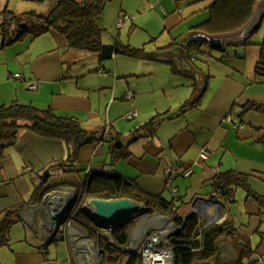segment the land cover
<instances>
[{
	"label": "crops",
	"instance_id": "1",
	"mask_svg": "<svg viewBox=\"0 0 264 264\" xmlns=\"http://www.w3.org/2000/svg\"><path fill=\"white\" fill-rule=\"evenodd\" d=\"M143 1V11L153 14L152 19L155 16L162 21L165 31L180 33L177 40L197 30L209 19L211 2L208 0ZM2 24L0 107L18 102L39 110H53L59 116L78 119L90 132L107 127L109 134L124 137L156 116L170 113L175 118L162 122L154 138L131 143L132 156L127 161L117 163L115 172L136 182L147 193L163 197L171 190L172 179L176 175L177 179L182 178L184 181H178V193L173 198L190 203V207L198 198L213 199L214 178L223 173L250 175L248 182L251 189L264 197V146L259 143L264 136V114L246 112L244 109L249 103L264 106V74L258 75L256 72L263 52L264 33L256 42L249 41L248 46L231 47L235 49L233 51H228L227 47L221 52H213L211 58L196 59L197 68L204 75L203 86L205 78L209 77L208 87L197 108L177 117L183 104L196 95L194 85L183 81H144L141 80L144 74L133 70L140 68V65L133 63L136 61L160 62L125 56L126 59L116 56L112 62L100 61L97 57L70 50L67 40L54 31L35 38L37 26L26 28L31 32L20 41L8 45L5 36L9 35L3 33ZM132 25L134 30L135 24ZM123 34L124 31L119 39ZM170 70L174 76L187 79L174 73L172 66ZM16 74L22 75L25 81L15 79ZM33 82L38 83L37 90L28 89V85ZM129 92L134 94L131 100L126 99ZM153 93L150 102L148 97ZM134 111H137V116L128 119ZM228 117L233 118L237 126L228 122ZM204 149L212 152L208 160L202 159ZM67 157L68 149L64 143L22 131L16 145L0 153V218L5 211L29 203L35 189L40 187L45 172ZM108 160L107 144L95 143L82 149L78 167L82 172L102 170ZM189 169L193 173L183 177ZM83 177L53 170L47 186L66 183L70 186L64 187L76 189L82 184ZM216 201L220 202L219 207L224 211L223 218L224 215L227 217L225 221H230L238 230L237 234L225 239L237 243L241 252L247 245L255 247V233L258 229L263 230L264 226V218L261 217L264 214L256 202L249 199L245 201V219L238 225L233 215L228 216L230 203L222 199ZM198 205L201 207L199 211L196 208L195 215L198 214L199 218L207 217L203 209L210 214L217 212L214 207ZM34 216L29 213L27 217L32 221L33 233L21 219L13 226L9 245L0 247V264H75L74 247L77 248V245L74 239L79 249L84 248L80 234H75L71 239L66 235L64 238L57 237V242L52 241L44 247L42 224L39 216ZM156 218L154 215L145 218L150 223L149 228H156L159 220ZM260 240L263 253L264 236ZM52 246H56V251L64 256V261L51 258ZM260 259L264 260L262 254Z\"/></svg>",
	"mask_w": 264,
	"mask_h": 264
},
{
	"label": "trees",
	"instance_id": "2",
	"mask_svg": "<svg viewBox=\"0 0 264 264\" xmlns=\"http://www.w3.org/2000/svg\"><path fill=\"white\" fill-rule=\"evenodd\" d=\"M110 1L42 0L41 2L49 4L50 11L43 16L31 13V16L41 21V25L34 30L36 32L35 38L54 31L67 40L70 50L97 57L100 61L111 60L121 55L136 60L168 64L172 66L174 73L192 78L195 81L196 95L183 104L177 117L197 108L207 90L209 77L205 78V85L199 88L192 74L182 72L172 62H162L156 56L161 51L173 48L177 41L155 53L149 51L146 47L141 49L132 48L119 40L112 44L103 42V34L106 29L100 26V22ZM208 1L211 2V7L208 9L209 19L197 27V30L217 35L233 32L243 27L251 18L253 8L259 0ZM13 16L14 19H17L16 15ZM7 20L8 18L5 19L1 28L3 33L8 35L10 29L7 27ZM30 32L24 29L14 39H10L9 36H5V39L8 45H12ZM249 44L248 42L246 45ZM223 49L225 48L210 47L205 43L196 42L189 46L188 52L190 60L195 64L196 59L202 60L201 57L211 58L213 52H221ZM256 72L258 75L264 74V47ZM244 109L246 112L254 111L264 114V106L258 103L246 104ZM174 118L170 113L160 114L129 136L124 137L120 134H109L107 127L101 131L90 132L82 126L78 119L59 116L53 110H39L32 105H24L18 102L0 107L1 154L16 145L22 131H29L49 140L60 141L68 149L67 159L50 167L41 177L42 183L40 187L35 189L29 203L7 210L2 214L0 218V247L9 245L10 231L20 221L19 214L21 211L27 206L40 205L47 193L60 187L70 186L66 183H60L54 187L47 186L49 179L53 176V170H58L64 174L84 176L82 184L75 187L78 195L72 211V215H76L80 224L87 226L88 222L91 221L83 211L87 199L116 200L128 198L144 206L151 216L159 215L169 218L176 229L180 230L168 243H162L161 245V248L172 249L174 264H245L243 259L245 257L250 258L254 252L250 245L243 248L236 259L224 262L221 258L222 243L225 238L238 232L230 221L226 220L221 225H216L214 228L199 233V218L195 217L187 222L185 221L184 212L190 207V203H183L181 199L176 197L170 201L161 195L149 194L141 189L136 182L123 177L114 170L117 163L127 161L132 156L131 143L141 139L154 138L160 124ZM95 143L107 144L109 160L102 170L82 172L78 167L80 153L83 148ZM259 143L264 146V136L259 140ZM249 178L250 175L239 173L217 174L213 182L215 191L212 198L215 200L222 199L230 204L234 203L235 192L240 188L246 192L247 198L256 202L264 214V197L251 189L248 182ZM134 229L135 220L132 218L119 224L113 231L116 246L101 239L102 247L106 249L103 254V264H145L142 255L129 249ZM57 237L53 242H57ZM60 237L64 238L65 236L62 234ZM263 263L264 260H257L250 264Z\"/></svg>",
	"mask_w": 264,
	"mask_h": 264
},
{
	"label": "rangeland",
	"instance_id": "3",
	"mask_svg": "<svg viewBox=\"0 0 264 264\" xmlns=\"http://www.w3.org/2000/svg\"><path fill=\"white\" fill-rule=\"evenodd\" d=\"M48 8H49V4L47 2L46 3L41 2L40 0H0V23H4L5 19L8 18V20L6 21L7 27L10 29L8 35L10 39H14L15 37L19 36L23 32L24 29L28 27H32V26H40L41 21L31 16V13H37L43 16L48 13ZM138 10H139V13L142 15L137 13ZM143 10H145V3L143 0H111L105 9L102 21L100 22V26L106 29V32L103 34V42L105 44L114 43L116 40H118L121 37L122 32L124 31L122 38L119 39L121 40V42H123L126 45L129 44L135 48H141L143 46H146V48L149 51L155 53L159 49L168 47L170 44L174 42V40H177L180 34L179 32L174 31L172 32V34H170L169 31H165L164 30L165 26L163 25L162 21H159L158 19H156L155 16L152 19L153 14L149 15L145 13ZM13 15H16L17 19H14ZM125 16H129L131 21L130 22L125 21L126 23L124 24V29L121 31L120 28H118V25L121 24V22H123ZM132 23L135 24L134 30H132L133 29ZM262 33H264V24L261 30L256 35H254V37L250 40V42L252 43V42H256L257 40H259L260 39L259 37H261ZM27 39H29V37H27ZM233 50L235 49L228 47V51H233ZM118 56L120 59L121 58L126 59L121 55H118ZM112 61H115V60L114 59L109 60L108 62H112ZM127 61H132V60H127ZM133 63H135V65L137 64L140 65L139 70L136 68L135 69L133 68V70H136L138 74H144V77H141V80L144 79V81L149 80L153 82H158V80L160 82L169 81L170 83H173V81H183V82H187L191 86L195 85V81L192 78L185 79L179 76H174L170 70L171 66H167V64L145 63L141 61H136ZM130 65H133V64H130ZM147 67H151L152 69L148 70ZM153 96H154V93L149 95L148 100L150 102L152 101L151 98ZM171 168L173 169L174 167H171ZM172 180L174 182L171 184L172 186L171 190H175V189L178 190L177 187L179 188V182L184 181L182 178L177 179L176 175L173 176ZM171 190L167 191L164 196L165 199L170 200V201L173 199V195H174L173 191L171 192ZM183 195H184V192L181 194V196ZM248 199L249 198H247L246 192L243 189L238 188L235 192L236 202L229 205V208H228L229 215L228 216L231 217V215H233L238 225H241L245 219L243 215L244 209H245L244 204H245V201ZM249 200H253V199H249ZM143 211L144 212H142L140 215L133 218L135 220V229L132 234V241H131L129 249H131V247L134 245L135 234L141 227L140 220L148 218V216H151L144 206H143ZM188 211H189V208L184 212L185 216H187ZM196 215L195 216L198 217V214ZM261 217L264 218V215H261ZM226 218H227L226 215H224L223 221H225ZM188 220L189 219H186L185 221L187 222ZM208 220H209L208 217L199 218V223H200L199 233L203 231L202 227L207 224ZM160 221L158 220V222ZM221 224L222 222L219 221L216 225H221ZM263 225L264 223L262 224V226ZM88 226H90L92 229H96L95 222L92 220L88 222ZM172 226L175 229L174 232L171 233L170 235L165 236V240L163 241V243H168L170 239L179 232L173 224ZM215 226L210 225L209 228L204 229V230L214 228ZM92 229H89V233H88L91 237L90 241L83 242L84 255L86 256L88 261H90L91 263H93L94 260L98 257L99 261L97 264H103V259H104L103 254L106 249L102 247V242H101V239L99 240L97 232ZM101 230H103V227H101V229L99 228L97 231L100 232ZM62 234H64V236L66 235L65 227H62L60 229V232L58 234L59 237ZM263 234H264V226H263V230L258 229L257 232L255 233V236L257 237V243L255 247L251 246L252 250L254 251L251 254V257L248 259L245 257L243 259V262L245 264H250L251 262H254L257 260L261 261L262 260L260 259L261 254L264 257V252L263 253L261 252L262 248L260 247L261 244L259 243L261 242L260 238H263L264 236ZM102 240H106L109 242V239L102 238ZM161 245H158V247L160 248ZM95 249H100L101 252L97 253ZM163 249L165 250L168 248H163ZM50 251H51L52 259L57 258L58 261L60 262L64 261V256L56 251V246L50 247ZM134 252L137 253L138 250L137 252L136 250ZM240 253H241V248L237 246V243H233L230 240L228 241V239L224 240V242L222 243V250H221V258L224 262H228L232 259L238 258ZM76 264H79V260L77 257H76Z\"/></svg>",
	"mask_w": 264,
	"mask_h": 264
},
{
	"label": "water",
	"instance_id": "4",
	"mask_svg": "<svg viewBox=\"0 0 264 264\" xmlns=\"http://www.w3.org/2000/svg\"><path fill=\"white\" fill-rule=\"evenodd\" d=\"M264 24V0H259L254 8L253 14L249 21L240 29H237L233 32L211 35L204 31L192 30L182 37H180L176 45L168 50L161 51L156 56L162 62H172L182 72L192 74L197 82L199 87H203L204 75L201 70H199L193 62L190 60L188 48L191 44L196 42H201L209 45L210 47H237L246 45L253 37L256 35L262 28ZM66 190H73L74 197L70 201H64L62 197V192ZM77 189L70 187H60L49 193H47L40 205L29 206L23 212L20 213V219L27 223L30 231L33 233L34 228L32 221L27 219L31 210L36 209L43 213L44 219L42 218L41 224L42 229L52 230L51 236L48 237L47 241L44 243V247H47L52 241L58 236L60 229L65 227L66 236L71 239L72 233L71 228H80L86 234L87 238H91L89 229H92L90 226H84L77 222L76 215H72V211L77 202ZM62 202V203H61ZM198 204H205L207 207H214L217 210V207L220 206V202L215 199L207 198H198L194 201L192 207L189 209L186 219H190L195 216V211ZM53 207V208H52ZM83 211L88 216V218L95 222V227L97 229H92L97 232L99 240L102 238L109 239L111 245L116 246L113 239V231L115 228L132 218L140 215L143 211V206L132 201L128 198L116 199V200H103V199H87ZM159 220L167 219L171 223L172 221L163 216L154 215ZM223 216L219 217L213 225L215 226ZM185 219V220H186ZM173 224V223H172ZM44 227V228H43ZM103 227V230L100 232L97 231L99 228ZM210 224L203 226L202 230L209 228ZM105 229V230H104ZM107 229V230H106ZM109 233H108V232ZM180 232V230H178ZM162 244L160 241L159 245ZM76 257L78 258V249L74 247ZM98 252H101L100 249H97ZM132 251V249H130ZM172 260L170 264L174 262L173 251H171ZM80 264V262H79Z\"/></svg>",
	"mask_w": 264,
	"mask_h": 264
},
{
	"label": "bare ground",
	"instance_id": "5",
	"mask_svg": "<svg viewBox=\"0 0 264 264\" xmlns=\"http://www.w3.org/2000/svg\"><path fill=\"white\" fill-rule=\"evenodd\" d=\"M62 197L64 199V201H71L74 197V191L73 190H66L64 192H62ZM198 208V211H199V208L201 206H197ZM216 214H210L208 213V211L204 210L203 209V212L205 213V215L209 218L207 224H210V225H213V223L221 216H223V209L221 207H217V210H216ZM31 214L35 215L34 217L36 216H39L40 220L44 217L43 213L40 212L39 210H36V209H33L30 211ZM157 219V218H156ZM150 223L148 222L147 219H141L140 220V229L137 231V233L135 234V238H134V245H133V248L135 249H138L140 250L141 247H143L144 245H146L149 248H151V245H153V242H154V239L156 240H160V239H164L165 236L167 235H170L171 233L174 232V228L172 226V223L167 220V219H161L160 222H156V227H157V231H155L153 233V242L151 243L150 241H146L147 238H146V233L148 232L147 230L150 229L149 228V225ZM36 227V226H35ZM44 228V227H43ZM52 230H47L44 228L43 232H41V237H42V240L43 242L45 243L48 239L49 236H51ZM37 232V231H36ZM71 233H72V236H74L75 234H80L81 236V240L80 242H84V241H90L89 238H87L86 234L84 233V231H82L80 228H71ZM162 234V236L160 235ZM75 243L77 245V249L79 250V253H78V260L80 262V264H97L98 261H99V258L97 257L93 263H91L90 261H88V259L86 258V256L84 255V250L83 248L79 249V244L77 242V240H75ZM94 242V241H92ZM97 253H99L97 251V249H95ZM147 256L149 259L153 258L154 259V262H156V264H170L171 263V257H172V254H170L169 252L167 251H164L163 253L157 255L155 253H153V251H149L148 250V253H147Z\"/></svg>",
	"mask_w": 264,
	"mask_h": 264
},
{
	"label": "built area",
	"instance_id": "6",
	"mask_svg": "<svg viewBox=\"0 0 264 264\" xmlns=\"http://www.w3.org/2000/svg\"><path fill=\"white\" fill-rule=\"evenodd\" d=\"M125 21L130 22V21H131L130 17H129V16H125V17H124L123 22H121V24L118 25V28H120V30L124 28V24L126 23ZM14 78L20 80L21 82H24V81H25L24 77H23L22 75H20V74H16V75H14ZM28 89H29V90H37V89H38V83H36V82L30 83V84L28 85ZM133 98H134V94H133L132 92H129V93L127 94V96H126V99H127V100H131V99H133ZM136 116H137V111H134V112L132 113V115H129V116H128V119H133V118L136 117ZM227 120H228V122H230V123L233 124L234 126H237V125H236V121H235L233 118L228 117ZM211 155H212L211 150H209V149H204L203 152H202V159H203V160H208V159L211 157ZM178 168H179V167H178ZM178 168H176V169H178ZM170 170H171V169H170ZM192 173H193V171H192L191 169H189V170H187V171L183 174V177H189ZM173 193H174V195H177L178 190H176V189L173 190ZM154 229H155V230H154ZM206 229H207V228H206ZM152 230H153V231H152ZM147 231H148V232L146 233V238H147L146 241H150V242L152 243V242H153V239H154V237H153V233H154L155 231H157V228H150V229H148ZM150 231H152V232H150ZM160 235L162 236V234H160ZM164 240H165V237H164L163 240H162V239H160V240H156V239H154L153 245H151V248H149V249H148V247H147L146 245H144L143 247H141L140 250L133 248V246L131 247V249L134 250V251L136 250V252H137V250H138L137 253H139L140 255H142V256L144 257V263H145V264H156V262H154V259H153V258H151V259L148 258L147 253H148V250H149V251L152 250L153 253H155V254H157V255L163 253L164 251H167V252L171 253V251H172L171 248H168V249H165V250H164L163 248H161V247L159 248V247H158L160 241H162V243H163ZM132 244H133V243H132ZM171 258H172V257H171ZM171 260H172V259H171ZM164 264H165V263H164ZM263 264H264V263H263Z\"/></svg>",
	"mask_w": 264,
	"mask_h": 264
}]
</instances>
